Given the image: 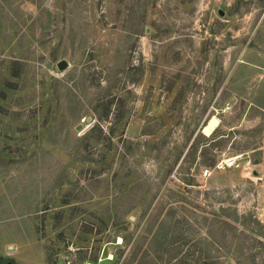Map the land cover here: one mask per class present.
<instances>
[{"label": "rangeland", "instance_id": "rangeland-1", "mask_svg": "<svg viewBox=\"0 0 264 264\" xmlns=\"http://www.w3.org/2000/svg\"><path fill=\"white\" fill-rule=\"evenodd\" d=\"M205 260L264 264V0H0V264Z\"/></svg>", "mask_w": 264, "mask_h": 264}, {"label": "built area", "instance_id": "built-area-1", "mask_svg": "<svg viewBox=\"0 0 264 264\" xmlns=\"http://www.w3.org/2000/svg\"><path fill=\"white\" fill-rule=\"evenodd\" d=\"M235 160L234 159H228V160H224L222 162H218L214 169H205V171L203 172V176L204 177H208L211 176L213 174V172L217 171H226L228 169H231L235 166Z\"/></svg>", "mask_w": 264, "mask_h": 264}, {"label": "bare ground", "instance_id": "bare-ground-1", "mask_svg": "<svg viewBox=\"0 0 264 264\" xmlns=\"http://www.w3.org/2000/svg\"><path fill=\"white\" fill-rule=\"evenodd\" d=\"M217 125H218L217 121L212 120L207 126H205L206 134L210 135L215 130Z\"/></svg>", "mask_w": 264, "mask_h": 264}, {"label": "water", "instance_id": "water-1", "mask_svg": "<svg viewBox=\"0 0 264 264\" xmlns=\"http://www.w3.org/2000/svg\"><path fill=\"white\" fill-rule=\"evenodd\" d=\"M58 70L59 71H64L66 68H68V62L66 60H61L58 64H57ZM82 127V125H80L77 128V131L80 130V128Z\"/></svg>", "mask_w": 264, "mask_h": 264}, {"label": "trees", "instance_id": "trees-1", "mask_svg": "<svg viewBox=\"0 0 264 264\" xmlns=\"http://www.w3.org/2000/svg\"><path fill=\"white\" fill-rule=\"evenodd\" d=\"M252 231V230H251ZM205 264H212L209 260H205Z\"/></svg>", "mask_w": 264, "mask_h": 264}]
</instances>
